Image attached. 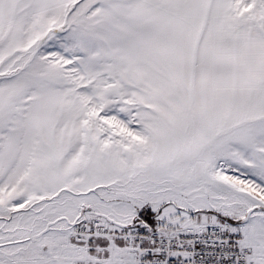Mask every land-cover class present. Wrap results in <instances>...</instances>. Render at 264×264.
I'll return each instance as SVG.
<instances>
[{"label": "snow or ice", "instance_id": "obj_1", "mask_svg": "<svg viewBox=\"0 0 264 264\" xmlns=\"http://www.w3.org/2000/svg\"><path fill=\"white\" fill-rule=\"evenodd\" d=\"M0 264H264V0H0Z\"/></svg>", "mask_w": 264, "mask_h": 264}]
</instances>
